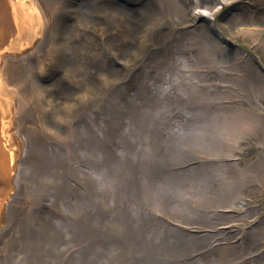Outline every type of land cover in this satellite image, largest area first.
<instances>
[{
	"label": "rangeland",
	"instance_id": "rangeland-1",
	"mask_svg": "<svg viewBox=\"0 0 264 264\" xmlns=\"http://www.w3.org/2000/svg\"><path fill=\"white\" fill-rule=\"evenodd\" d=\"M24 1L13 0L16 18L28 12ZM176 1L178 11L155 0H50L61 20L54 31L47 27L45 39L55 37L43 49L51 63L21 65L28 70L21 75L9 62L3 75L14 84L9 112L27 140L17 197L0 229V264H264V0ZM122 10L131 35L112 20ZM169 13L177 23L200 17L184 29L168 23ZM119 50L128 68L113 66ZM66 73L73 82L60 77ZM113 79L122 82L113 87ZM32 89L45 93L36 110L22 101ZM192 105L205 110L175 116ZM4 117L3 140L14 130ZM43 118L65 143L36 137L46 138ZM215 130L221 140L208 149L169 157L181 139H213ZM93 171L110 181L106 187ZM188 173L207 179L201 187L208 189L179 203ZM182 186L199 195L195 183ZM230 202L238 214L212 212Z\"/></svg>",
	"mask_w": 264,
	"mask_h": 264
},
{
	"label": "bare ground",
	"instance_id": "bare-ground-1",
	"mask_svg": "<svg viewBox=\"0 0 264 264\" xmlns=\"http://www.w3.org/2000/svg\"><path fill=\"white\" fill-rule=\"evenodd\" d=\"M34 1V0H33ZM156 1V3H157V6H159L160 4H161V1L162 2H164L165 4H166V6L168 5L169 7H170V4L169 3H171V6L173 5L174 7L173 8H171V10H175V11H178V9H177V5H180L179 3L180 2H177L176 0H155ZM37 2H38V4H39V7L42 9V11H43V13H47L48 14V16L47 17H49V12L50 13H54L53 12V7H52V5H51V2H50V0H37ZM41 3H45V7H43L42 6V4ZM3 4V5H2ZM18 3H16V4H14L13 3V0H0V37H3V38H5V42L4 43H6L7 45L8 44H10L11 43V41H12V38H14V34H12L11 33V31H10V29H13V28H15V27H17L18 28V24L17 23H15L16 22V20L15 19H17L16 17L18 16V14H17V12H16V10H15V6L14 5H17ZM1 5H2V7H1ZM180 7H181V5H180ZM118 12H123V13H118ZM118 12H116L117 14H119V15H117V14H113L114 16L112 17V20H114V19H116L117 18V20L118 21H120V23L122 24V25H124L126 28H128V29H126V30H129V31H124V35H131V32H132V29H131V27H130V25H129V23H130V14L129 13H127V11H118ZM26 14H28V12L27 13H21V15L23 16V15H26ZM157 15L159 16V17H162V15H161V12H159V13H157ZM47 17H45V19H47ZM168 17H171V15H170V13H169V16ZM153 18H155V16H152L150 19H153ZM149 27L150 26H146L145 28H144V30H143V33H144V31L145 32H148V30H149ZM49 28V27H48ZM50 29V28H49ZM52 30V29H51ZM49 31V30H48ZM50 33H52V32H50ZM110 33H111V35H108L109 37H110V39H112V40H114L115 38L113 37V35H112V31L110 30ZM128 37V36H127ZM48 38H49V36H48ZM51 38V37H50ZM124 38H126V37H124ZM129 38V37H128ZM129 42V41H128ZM3 42L2 43H0V44H4ZM113 53V52H112ZM96 58H97V56H96ZM95 58V59H96ZM94 59V60H95ZM176 61V60H175ZM174 61V62H175ZM173 62V63H174ZM24 67V66H23ZM16 70H18V69H16ZM20 70V69H19ZM18 70V71H19ZM26 72H28V70L26 69L25 70ZM20 72V71H19ZM101 74V73H100ZM105 80V79H104ZM107 81V80H106ZM107 83H108V81H107ZM106 84V83H105ZM110 84V83H109ZM87 86V85H86ZM88 87H90V86H88ZM85 91V90H84ZM91 92H92V90H91ZM86 93V92H85ZM37 128H39L38 127V125L36 126ZM38 134H41V132L39 131L38 132ZM6 139H8V136L3 140L1 137H0V144L1 145H5V147L6 148H8L9 146H10V141L9 140H6ZM1 152H3V148H2V146H1ZM34 156H36V153L34 154ZM1 162V161H0ZM38 168V167H37ZM0 170H2L1 169V167H0ZM4 181H6V180H4V179H1L0 178V183H4ZM5 223H8V222H5Z\"/></svg>",
	"mask_w": 264,
	"mask_h": 264
}]
</instances>
